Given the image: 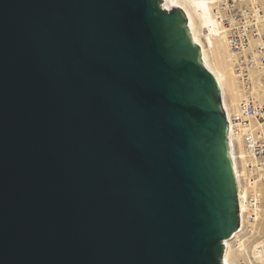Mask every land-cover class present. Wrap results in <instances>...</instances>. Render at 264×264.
<instances>
[{
    "label": "water",
    "instance_id": "water-1",
    "mask_svg": "<svg viewBox=\"0 0 264 264\" xmlns=\"http://www.w3.org/2000/svg\"><path fill=\"white\" fill-rule=\"evenodd\" d=\"M161 1L0 0V264H223L220 88Z\"/></svg>",
    "mask_w": 264,
    "mask_h": 264
},
{
    "label": "built area",
    "instance_id": "built-area-1",
    "mask_svg": "<svg viewBox=\"0 0 264 264\" xmlns=\"http://www.w3.org/2000/svg\"><path fill=\"white\" fill-rule=\"evenodd\" d=\"M209 3L227 46L238 93L237 104L227 112L220 91L239 215L238 228L227 241L240 254L241 264H260L264 256V241L258 235L264 193V96L256 88L264 87V0H210ZM238 139L243 157L234 158L232 149L233 145L239 148ZM235 160H238V173ZM241 186L243 194H240ZM240 201L244 204L243 212Z\"/></svg>",
    "mask_w": 264,
    "mask_h": 264
},
{
    "label": "bare ground",
    "instance_id": "bare-ground-1",
    "mask_svg": "<svg viewBox=\"0 0 264 264\" xmlns=\"http://www.w3.org/2000/svg\"><path fill=\"white\" fill-rule=\"evenodd\" d=\"M210 0H162L161 6L164 9L179 8L186 18V27L190 39L194 45L199 48V57L204 67L214 76L220 88L223 108L228 112L234 109L238 100V93L235 87L231 67L228 62V51L224 38L219 31L218 24L213 18ZM211 56L213 59H211ZM256 91L264 96V87L257 86ZM239 148L233 145L232 156L234 158L243 157V151L238 139ZM232 161V159H231ZM235 171L240 172L238 160L233 162ZM244 188L241 186V193ZM264 193L262 195L260 206L262 204ZM240 210L244 211V204L240 201ZM226 248L222 255V263L230 264L228 255L230 244L227 239L224 240Z\"/></svg>",
    "mask_w": 264,
    "mask_h": 264
},
{
    "label": "rangeland",
    "instance_id": "rangeland-1",
    "mask_svg": "<svg viewBox=\"0 0 264 264\" xmlns=\"http://www.w3.org/2000/svg\"><path fill=\"white\" fill-rule=\"evenodd\" d=\"M211 59H213L212 56H211ZM258 235L261 238V240L264 241V197H263V201L261 204V219L258 223ZM240 242H242V241H240ZM228 260H229L230 264H241L240 254H238L236 251H234L232 249L231 245H230V252L228 255ZM261 261L262 262L260 264H264V256H263V259H261Z\"/></svg>",
    "mask_w": 264,
    "mask_h": 264
}]
</instances>
